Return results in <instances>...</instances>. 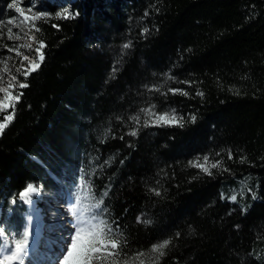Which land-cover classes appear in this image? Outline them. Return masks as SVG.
Here are the masks:
<instances>
[{"label":"trees","instance_id":"16d2710c","mask_svg":"<svg viewBox=\"0 0 264 264\" xmlns=\"http://www.w3.org/2000/svg\"><path fill=\"white\" fill-rule=\"evenodd\" d=\"M72 6L32 25L25 55L44 59L11 74L0 202L80 167L126 241L105 264H264V0Z\"/></svg>","mask_w":264,"mask_h":264},{"label":"rangeland","instance_id":"374dc122","mask_svg":"<svg viewBox=\"0 0 264 264\" xmlns=\"http://www.w3.org/2000/svg\"><path fill=\"white\" fill-rule=\"evenodd\" d=\"M76 1L77 0H9L5 6H0V88L8 89L7 93L0 92V100L4 101L5 103H11V107L0 111V122H4V117L9 114H12L14 118V108L17 104V101L11 100L10 97L9 99H6V97L9 93H11V96L17 95L14 91L15 86L14 81L11 79V74H13L14 71H17V69H20L19 72L23 74L24 69H26L29 65L30 60L24 61L23 56H25V51L29 44L32 43V38L30 36L31 31H33L32 29H34V26L32 25H35V23L43 19L67 20L69 18L77 16V11H75V8H73L72 6V3ZM10 4H15L17 8H22L25 15L30 17H35L38 12H44L47 15L39 17L38 19H33L31 21H24L15 8L9 7ZM30 6H34L31 7V11H29ZM68 13L72 14L71 17H68ZM10 20L12 21V23H9ZM9 28L12 29L11 33H9L8 31ZM40 51L42 52V49H40ZM115 59L116 57H114V59L112 60H114L115 62ZM36 62L39 64L41 62L39 61L38 57ZM10 85H12L13 87H10ZM159 116L161 115H156L155 123H164L163 121L157 119ZM12 121L13 119L11 121H8L6 123V127ZM2 136L3 135L0 134V139ZM73 155H76V152ZM78 161L79 158L74 160V163ZM201 164L204 165V167L207 166L206 162H202ZM76 170L77 169H75V167H72L71 165L64 166V170L61 171L63 173V176H61L60 181L65 184L70 183V181L71 183H73L77 174ZM39 188L41 189L42 194L40 193V197L38 198L40 201L38 207H36L35 210L34 205L36 202V197H34L33 205L26 204L20 199L19 201L16 200V203L13 204L11 200L13 210L8 212V216H11L12 212L14 214L21 213L22 217H25L27 220L29 215L33 216L34 218L40 217L39 212L43 210V213L46 217L43 224L45 229L47 226L48 229L46 234L43 230L44 233H42L41 235L42 250L39 253L31 255L32 257H30V264H37L39 261L41 262V264H56V262H54V258L56 257L58 252L55 254L53 251L55 248L61 250V244H59L60 241L62 244H64V240L67 236L66 231L68 230L69 225L68 215H73L72 207L75 204V200L73 199V197L70 198L73 193L72 190L60 192V190L56 188L46 189L44 186H39ZM68 200H70L69 204L66 203V201L68 202ZM28 205V212L21 210V208H23L24 206L27 207ZM63 216L64 218L61 219V217ZM54 218L56 220L53 222ZM55 222L63 225V227L59 229L58 226L60 225H56ZM2 226L9 229V227L11 226V222L7 219ZM58 231L60 234L58 235L57 239H52L50 235ZM46 238L47 241L53 243L52 246L49 247ZM68 242L69 237L67 236L66 243ZM61 254L62 253L59 254V257L61 256ZM26 264H28V262H26Z\"/></svg>","mask_w":264,"mask_h":264},{"label":"snow or ice","instance_id":"6c2138e0","mask_svg":"<svg viewBox=\"0 0 264 264\" xmlns=\"http://www.w3.org/2000/svg\"><path fill=\"white\" fill-rule=\"evenodd\" d=\"M9 7L15 8L24 21H31L47 15L44 12H38L35 17H30L25 15L24 10L22 8H17L15 4H10ZM31 7L34 6H30L29 11H31ZM71 15V13H68V17H71ZM9 23H12V21L10 20ZM8 31L11 33L12 29L9 28ZM145 31H147V29H145ZM40 47L42 48L43 44H41ZM123 47L128 48L130 45L125 44ZM35 51L38 54L39 61H43L44 56L40 48H37ZM23 60L29 61V56H23ZM39 67L40 64L36 61H29L28 67L23 71V75L26 77L30 72L35 71ZM17 71L19 72L20 69H17ZM15 79L16 78L13 77V80ZM18 86L20 88L27 87L24 83H20ZM10 87L13 86L10 85ZM0 92L7 93L8 89L0 88ZM20 95H22V93L15 96H11V93H9L6 99L10 97L11 100L18 102ZM9 107H11V103H5L0 100V111ZM143 111L151 114L150 109ZM12 119V114L4 117V122H0V134L3 133L6 123ZM132 119L139 122V117L137 116H133ZM157 119L164 123H179V119L174 112L170 118L168 113H164ZM191 119L194 121L195 116H192ZM131 135H136V132L133 131ZM204 160L207 162L208 158L205 157ZM197 166L202 167L205 172L209 171L208 168L204 167L202 164ZM212 167H217V164H212ZM40 192L41 189L39 187L28 184L18 196L24 203L33 205L34 197L38 196ZM104 195H107V193ZM231 199L235 201L236 196H232ZM12 203L15 204L16 200L13 199ZM103 203V199H100L90 207L82 208L81 201L79 199L75 201L72 207V214L75 217L73 225L74 231L61 256L57 259L56 264H105L108 257H115L118 255V250L121 249L122 243H126V241H121L120 236L117 234L118 230L113 229L112 224L103 219V212H106V208L102 209ZM0 224H2V222H0ZM41 228L42 224L33 223L31 215L28 216L22 230H10L0 226V264H26V262L30 264L31 255L39 247V241L42 235ZM168 243L169 241L166 240L161 244L154 245L152 251L159 252L160 255H163L164 253L161 249L167 247Z\"/></svg>","mask_w":264,"mask_h":264}]
</instances>
